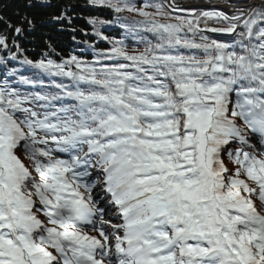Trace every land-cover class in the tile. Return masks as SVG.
Listing matches in <instances>:
<instances>
[{"label":"snow or ice","instance_id":"6c2138e0","mask_svg":"<svg viewBox=\"0 0 264 264\" xmlns=\"http://www.w3.org/2000/svg\"><path fill=\"white\" fill-rule=\"evenodd\" d=\"M88 3L138 17L96 60L0 57V264H264V0Z\"/></svg>","mask_w":264,"mask_h":264},{"label":"trees","instance_id":"16d2710c","mask_svg":"<svg viewBox=\"0 0 264 264\" xmlns=\"http://www.w3.org/2000/svg\"><path fill=\"white\" fill-rule=\"evenodd\" d=\"M129 2L142 6L144 3H161L165 9L173 15H188V11L172 10L167 0H129ZM33 4L35 6L28 7ZM199 13L201 11H195ZM20 16L27 14L34 19L36 26L31 31L17 36L11 31L5 30V25L0 24V33L7 36L11 51L0 50V57H9L11 53L16 52L18 45L20 52L17 58L7 63V70L15 68L19 74L32 78L38 73V70L26 65L23 62L25 58L36 61L41 59H52L57 63L75 55L79 59L92 62L96 60L100 53L105 52L111 47V40L125 39V29L117 22L121 18L124 23H128L134 17L127 12L117 14L112 9L104 6H94L88 3V0H0V15L10 19L14 24L19 23ZM61 17V19H54ZM123 18H128L124 20ZM90 20L110 21L111 23H89ZM210 26H214L211 25ZM203 27V25H201ZM27 28V26H25ZM101 36L107 37L103 39ZM205 35L211 38H217L221 41L228 42V37L222 34L205 32ZM147 38L152 39V34L145 33ZM129 51L137 47L132 37L125 40ZM142 47V46H141ZM107 63V61H104ZM5 68L0 65V82H3ZM13 85L20 87L22 90L26 86L18 85L19 77L9 78ZM57 82L60 78H56ZM67 83V80L64 81Z\"/></svg>","mask_w":264,"mask_h":264}]
</instances>
